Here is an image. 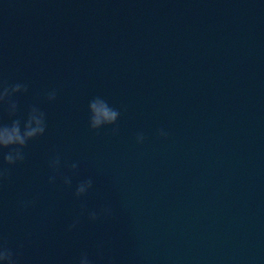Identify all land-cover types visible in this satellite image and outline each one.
Here are the masks:
<instances>
[{
    "label": "clouds",
    "instance_id": "1",
    "mask_svg": "<svg viewBox=\"0 0 264 264\" xmlns=\"http://www.w3.org/2000/svg\"><path fill=\"white\" fill-rule=\"evenodd\" d=\"M29 88L26 83L16 82L9 84L0 82V110H2L10 122L0 121V155H2V163H0V187L10 180L11 168L17 164H22L26 160V152L30 141L42 137L47 130L46 113L41 109L38 103H34L27 108L26 114L21 115V108L18 97L26 94ZM58 90L53 88L44 94L47 102H54L57 99ZM89 128L98 131L106 126L113 127V133L118 132L117 122L120 118V110L110 106L104 98L96 96L88 103ZM158 136L167 138L168 133L163 128L158 130ZM144 134L136 135V143L143 144L145 142ZM7 149V151H3ZM62 161L59 154L53 155L48 161L50 175L48 177L49 184H56L61 181L65 188H72L73 178L79 173V162H73L68 166V171H62ZM94 187V180L88 177L80 180L75 185L74 198L80 200L86 197ZM36 203V198L31 200H21L18 204L21 212L27 211ZM115 216V210L111 204H103L99 208L89 209L86 205H81V211L73 218L71 224L68 225L69 232L75 230L80 224L82 218L89 223L99 221H108ZM98 253L103 248V243L97 245ZM0 264H20L19 254L10 248L7 241L0 237ZM76 264H94L87 252H82ZM111 264V261L108 262Z\"/></svg>",
    "mask_w": 264,
    "mask_h": 264
}]
</instances>
